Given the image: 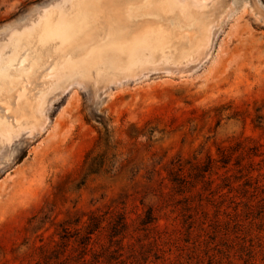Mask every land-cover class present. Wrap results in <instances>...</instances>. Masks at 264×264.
Masks as SVG:
<instances>
[{
  "label": "rangeland",
  "instance_id": "obj_1",
  "mask_svg": "<svg viewBox=\"0 0 264 264\" xmlns=\"http://www.w3.org/2000/svg\"><path fill=\"white\" fill-rule=\"evenodd\" d=\"M77 2L0 0V264H264V0Z\"/></svg>",
  "mask_w": 264,
  "mask_h": 264
},
{
  "label": "bare ground",
  "instance_id": "obj_2",
  "mask_svg": "<svg viewBox=\"0 0 264 264\" xmlns=\"http://www.w3.org/2000/svg\"><path fill=\"white\" fill-rule=\"evenodd\" d=\"M90 1L92 2V0H90ZM90 1L89 0H79V2L76 3L77 15L72 20L70 19L71 21L69 22L70 28L72 29V31H75L76 34L77 33L79 35L84 34V28L87 26V24H85V22H87V21H91V23H94L92 21L98 22L99 21L98 18L100 16H102V15H99L101 13V11L100 12L98 11V13L97 12L94 13V10H93V7L91 6L92 4L90 3ZM123 1H124V3L122 4V6L121 5L118 6L116 4L115 7L112 8L113 10L117 11L118 13H114V15L107 16V17L102 16L103 19L100 22V24L97 23L98 27H100L102 31H104V32L108 31L109 32L110 28H114L116 25L118 26L119 23H122V31L118 35L119 38H121V39L122 38H124V39L128 38V40L136 41V42L143 41L146 38V35H145L146 31H142L139 29L137 30V28L135 27L136 25L134 24L135 21H138L142 18H153L156 16L159 17L160 19L164 20V21H169L171 23V26L175 25L177 30L181 29L179 26L180 23L177 21V18L170 17V14L166 10V8H167L166 7V4H167L166 0H123ZM121 8H122V10H124L123 12H121L122 14L119 13V11H118ZM59 19H60V17H59ZM157 21H159V20H157ZM65 22H67V21H65ZM45 25H46V23H45ZM55 25H56V23H55ZM94 25H95V23H94ZM51 27H53V26H51ZM140 27H141V25H140ZM146 27L149 28V26H146ZM146 27H145V29H146ZM56 28L57 27L55 26V28H52V29H56ZM89 30H91V28ZM54 31H56V30H54ZM51 32L52 31H49V28H46L43 31V36L45 37L46 35L50 34ZM58 37H60V36H58ZM88 37H90V36H88ZM49 38H51V36H49ZM51 39H53V37ZM46 40L47 39H45V41ZM132 53H134V52H132ZM130 56L132 57V55H130Z\"/></svg>",
  "mask_w": 264,
  "mask_h": 264
},
{
  "label": "trees",
  "instance_id": "obj_3",
  "mask_svg": "<svg viewBox=\"0 0 264 264\" xmlns=\"http://www.w3.org/2000/svg\"><path fill=\"white\" fill-rule=\"evenodd\" d=\"M87 159H89V157L86 158V161H87ZM86 163H87V162H86ZM86 163H85V164H86ZM92 167H93V166L91 165V168H89V170H88L89 173H93V170H92V169L95 168V167H93V168H92Z\"/></svg>",
  "mask_w": 264,
  "mask_h": 264
}]
</instances>
